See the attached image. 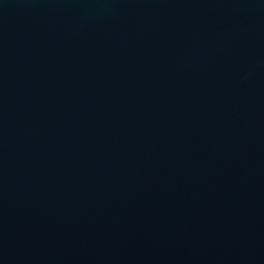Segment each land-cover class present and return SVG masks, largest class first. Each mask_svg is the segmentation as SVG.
Listing matches in <instances>:
<instances>
[{"label": "water", "instance_id": "obj_1", "mask_svg": "<svg viewBox=\"0 0 264 264\" xmlns=\"http://www.w3.org/2000/svg\"><path fill=\"white\" fill-rule=\"evenodd\" d=\"M0 264H264V0H0Z\"/></svg>", "mask_w": 264, "mask_h": 264}]
</instances>
